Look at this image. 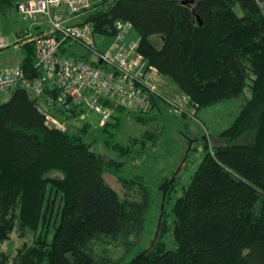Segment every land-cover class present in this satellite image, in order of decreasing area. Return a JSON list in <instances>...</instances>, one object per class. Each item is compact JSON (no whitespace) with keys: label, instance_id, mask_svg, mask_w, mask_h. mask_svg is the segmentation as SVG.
I'll use <instances>...</instances> for the list:
<instances>
[{"label":"trees","instance_id":"16d2710c","mask_svg":"<svg viewBox=\"0 0 264 264\" xmlns=\"http://www.w3.org/2000/svg\"><path fill=\"white\" fill-rule=\"evenodd\" d=\"M182 1L104 0L78 20L90 22L96 37L111 39L117 21L131 22L146 62L188 97L186 112L197 115L250 88L232 125L218 135H203V158L182 194L173 200L178 172L160 183L158 237L126 262L144 234L152 204L143 182L147 142L156 143L164 126L113 143L118 156L108 157L95 149L99 138L91 122L68 124L86 107L54 112L67 128L51 129L38 99L17 88L0 104V243L14 231L21 243L13 253L0 252V264H264V12L256 0ZM16 5L17 0H0V15L8 18ZM26 29L17 35L20 67L40 77L35 42L51 33L33 30L28 36ZM101 37L98 44L106 45ZM69 45L63 44L62 54L89 61L88 54L70 51ZM163 106L171 110L155 96L147 110H116L146 127ZM186 112L182 118L189 117ZM110 126L106 122L103 131ZM109 133L107 138L114 136ZM193 142L188 138L187 154ZM105 174L118 179L125 197ZM166 236L171 248L162 240ZM113 247L123 252L115 256Z\"/></svg>","mask_w":264,"mask_h":264},{"label":"built area","instance_id":"2783aa9c","mask_svg":"<svg viewBox=\"0 0 264 264\" xmlns=\"http://www.w3.org/2000/svg\"><path fill=\"white\" fill-rule=\"evenodd\" d=\"M102 1L17 0V11L29 22L27 35H35L33 30L43 27H47L51 34L42 35L35 42V68L42 75L32 78L20 66L0 68V93L17 88L33 93L46 105V109L39 105L46 125L49 127V122L54 121L62 131L67 125L54 112L70 113L80 106L103 114L102 124L112 118L117 107L132 111L149 109L155 96L168 101L171 110L179 114L186 112V103H181L177 96L168 97L161 92L163 75L140 54L139 41H126L133 31L131 22H116L117 35L105 50L99 49V39L90 22L78 24L85 12ZM256 2L264 12V0ZM66 42L70 44V51L76 49L73 46L82 49L90 56L89 61L62 54ZM7 45L0 37V48ZM104 101L109 104L105 105ZM186 113L196 118L195 110Z\"/></svg>","mask_w":264,"mask_h":264},{"label":"rangeland","instance_id":"374dc122","mask_svg":"<svg viewBox=\"0 0 264 264\" xmlns=\"http://www.w3.org/2000/svg\"><path fill=\"white\" fill-rule=\"evenodd\" d=\"M16 22L22 24L17 25ZM27 24H29V22L23 19V17L15 10L9 12L8 18L4 16L0 17V35L9 38L11 41L10 47L0 50V68L12 67L14 66L13 64H17L21 61L23 57L22 43L17 41L18 37L15 34L14 28L16 27L19 29L25 26L23 28L25 29L27 28ZM99 37L101 36H97V38ZM108 44L109 42L103 46L99 44L98 47L101 50H105ZM73 48L83 52L82 49L77 46H73ZM162 82H166L164 85L165 90L169 91L172 95L176 94L175 96L179 98L181 93L177 90L176 85L172 81L163 77ZM164 89H161L160 86L161 91L165 92ZM11 94L12 91L0 93V104L7 102L11 98ZM30 95L34 96L33 93H30ZM249 97L250 88H247L245 92L237 98L224 100L212 106L202 108L198 111L196 118H182L181 114L163 106L162 112L156 118L155 123L146 127L138 125L133 120H130L126 111L117 109L112 118L108 120L111 124L109 131H112L114 135L111 138H107L110 135L109 131H103L104 124L101 123L103 114L96 113L88 107L85 108L86 112L82 118L80 117L77 120L68 122L70 127L75 124H82L86 121L91 122L93 126V134L99 138V141L95 145V149L108 157L116 158L118 153L115 154V150L112 146L113 143H127L126 141L129 137L140 138L144 131L152 130L154 132L158 127L164 126L165 131L158 137L156 143H154V141L147 142L146 154L148 155V159L144 167L146 177L143 182L150 187L152 192V204L148 213L144 234L139 243L135 245L133 250L128 254V256H130L126 260L127 263L137 254V252L149 247L154 241V238L158 237V219L161 209V195L158 190L160 183L166 178V176H171L178 172L176 175L180 174V182L177 186V191L173 195V200L179 197L183 192V187L191 182V178L203 158V135H218L221 131L230 127L240 113L246 99ZM180 101L181 103H186L181 99ZM38 103L41 107L46 109V105L42 99L38 100ZM188 138L194 140L193 150L190 151V154H187L190 147L188 144ZM105 140H110L111 145L108 146L104 143ZM188 155H190L189 158H186ZM185 158L186 164L184 167L182 166V168L181 164ZM105 178L122 197L126 196L127 192L125 188L119 183L116 177L110 174H105ZM170 206L171 202L167 205V212H169ZM168 218L173 217L169 215ZM164 239L168 243V248H171L172 243L169 236L162 238L163 241ZM20 243L21 240L17 236L16 231H14L9 240L0 243V252L13 253ZM122 252L123 248L122 250L115 247L111 248V253L115 256H119Z\"/></svg>","mask_w":264,"mask_h":264},{"label":"crops","instance_id":"0c3cea01","mask_svg":"<svg viewBox=\"0 0 264 264\" xmlns=\"http://www.w3.org/2000/svg\"><path fill=\"white\" fill-rule=\"evenodd\" d=\"M15 10V9H14ZM15 11H17V10H15ZM18 12V11H17ZM18 14H20L19 12H18ZM21 15V14H20ZM22 16V15H21ZM0 17H3V16H1L0 15ZM24 19V18H23ZM17 23V22H16ZM22 23H17V25H21ZM29 26V24H27V26L26 27H28ZM25 27V26H24ZM23 27V28H24ZM23 28H14L15 29V34L16 35H18V33H20L22 30H24ZM26 29V28H25ZM40 30H44V31H49L48 29H47V27H43V29H40ZM38 28L35 30V32H38V31H40ZM0 37L1 38H3L4 39V43L5 44H8L6 47H3V48H0V49H5V48H8V47H10L11 46V44H10V40H9V38H7V37H3V36H1L0 35ZM135 38V34H133V33H130L129 35H128V39H134ZM103 39V40H102ZM101 41H104L105 43H108V42H110L111 41V39L109 38V37H107V38H103V37H101ZM75 52H79V51H77L76 49H73ZM23 52V51H22ZM22 59H23V57H22ZM22 59H21V61H19L17 64H13L14 66H12V67H18V66H20L21 65V62H22ZM12 67H8V68H12ZM165 78V77H164ZM164 81V80H163ZM165 83L166 82H161V84H160V86H161V89L163 88L164 89V85H165ZM165 90V89H164ZM165 92H168V93H170L169 91H167V90H165ZM176 95V94H175ZM182 96H183V98H182ZM179 98L182 100V101H184V102H187L188 101V97L186 96V95H183V94H181L180 96H179ZM58 119H59V117H57ZM60 120V119H59Z\"/></svg>","mask_w":264,"mask_h":264},{"label":"water","instance_id":"95a60500","mask_svg":"<svg viewBox=\"0 0 264 264\" xmlns=\"http://www.w3.org/2000/svg\"><path fill=\"white\" fill-rule=\"evenodd\" d=\"M182 3L183 4H192V3H194V0H183ZM198 20L200 21V18H198ZM49 127L51 129H57L58 128L57 124L54 121L49 122Z\"/></svg>","mask_w":264,"mask_h":264}]
</instances>
